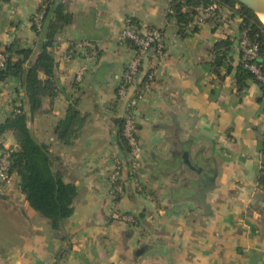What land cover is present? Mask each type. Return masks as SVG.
<instances>
[{
    "label": "crops",
    "instance_id": "1",
    "mask_svg": "<svg viewBox=\"0 0 264 264\" xmlns=\"http://www.w3.org/2000/svg\"><path fill=\"white\" fill-rule=\"evenodd\" d=\"M43 1L0 0L1 47L18 40L34 45L36 56L32 18ZM62 1L72 20L52 49L57 96L44 99L31 116L22 82L0 81V123L21 106L28 112L29 128L49 147L53 169L77 187L74 213L54 231L29 207L17 178L6 182L0 174V264H264V200L257 183L264 100L257 101L256 84L238 93L234 73L223 68L218 76L210 66L218 41L240 38L241 20L210 12L193 22L198 31L191 26L181 35L169 0ZM131 17L141 29L162 30L167 48L163 58L144 61L154 80L136 110L143 190L137 193L127 176L118 200L110 176L127 161L117 126L127 102L118 91L135 58L118 36ZM85 40L96 45V58L83 51L68 58ZM232 57L236 66L238 44ZM2 142L17 147L12 133ZM209 177L214 181L205 184ZM133 216H144L137 230L129 224Z\"/></svg>",
    "mask_w": 264,
    "mask_h": 264
},
{
    "label": "trees",
    "instance_id": "2",
    "mask_svg": "<svg viewBox=\"0 0 264 264\" xmlns=\"http://www.w3.org/2000/svg\"><path fill=\"white\" fill-rule=\"evenodd\" d=\"M169 7L172 11L170 17L177 20L181 35H186L191 26L192 33L198 31V27L193 26V22L201 15L202 10L212 8L209 13H215V15H222L223 11H228L230 18L241 20L240 38L233 40L228 37L218 41L210 51L213 57L210 66L218 76H220L218 72L223 68L227 70V74L234 73L238 93L248 90L250 84H256L261 93L257 101L262 102L264 100V24L258 16L236 0H169ZM37 13H43V17L40 30L35 23V15L32 18V28L37 34L35 46L40 48L36 56L34 45L23 47L18 40L4 47L0 45V50L5 55L4 66L0 67V81L16 78L22 82L31 116L41 109L44 99H54L58 94L56 61L52 49L57 35L72 20L67 5L62 0H44ZM129 19L133 28H141L135 18ZM243 38L257 47V55L251 60L247 59L243 50L241 44ZM125 44L132 50L136 48L132 42L128 41ZM236 44L240 48V60L236 66H233L232 55ZM73 47L74 45L71 48ZM148 58H151L150 55ZM250 66H255L259 73L252 71ZM142 71L145 72L143 64ZM42 74L44 78L41 77ZM146 76H143L140 87L147 82ZM19 110L18 113H12L0 123V150L2 151L0 161L5 155H8L9 161L5 181L17 178V187L25 196L29 207L47 219L51 228L58 232L63 230L66 221L74 213V203L78 195L77 187L66 183L63 175L53 169V157L49 147L35 139L28 125V112L22 106ZM124 123V118L117 120L119 141L127 153L128 144L123 135ZM7 133L13 134L17 147L10 149L4 147L2 139ZM128 176L137 180V173L128 174ZM210 179V177L205 178L203 182L207 181L210 184L214 181L213 178ZM257 183L260 196L264 200V163ZM135 189L137 193L142 192L140 182ZM200 192H203L201 188ZM122 195L115 196L119 200ZM143 223L144 216H133V221L129 222L134 230L139 229Z\"/></svg>",
    "mask_w": 264,
    "mask_h": 264
},
{
    "label": "built area",
    "instance_id": "3",
    "mask_svg": "<svg viewBox=\"0 0 264 264\" xmlns=\"http://www.w3.org/2000/svg\"><path fill=\"white\" fill-rule=\"evenodd\" d=\"M211 9L202 10L201 15L197 18V21L201 23L204 21L203 15L209 13ZM43 13H37L35 15V23L40 30L42 27ZM118 40L121 43L132 42L135 45V58L129 62L124 71L123 80L118 91L120 100H126L127 111L125 116L123 135L127 140L128 152L126 164L118 162L110 176V182L113 190V194H124L125 183L128 179V174H135L138 170V163L142 154V147L140 144L139 130L137 127L136 110L138 102L143 96L144 92L149 89L150 84L154 80V73L152 70L149 72H141V66L144 65V61L149 57L155 59H161L164 57L167 48V38L164 32L156 28L148 29H136L130 24V19L127 18L124 23V27L119 33ZM242 47L245 51L247 59L251 60L257 55L256 45H251L246 38H243ZM83 51L87 53L89 60L96 58L97 47L91 41L85 40L74 45L69 51L67 57L72 58L75 52ZM5 63V55L0 50V67H3ZM255 73H259L255 66L249 67ZM86 67L80 69L77 73V82L82 81ZM147 77V82L142 84L143 76ZM9 161L8 155L2 157L0 161V173L5 177V173L8 170ZM137 187L138 181L134 179Z\"/></svg>",
    "mask_w": 264,
    "mask_h": 264
},
{
    "label": "water",
    "instance_id": "4",
    "mask_svg": "<svg viewBox=\"0 0 264 264\" xmlns=\"http://www.w3.org/2000/svg\"><path fill=\"white\" fill-rule=\"evenodd\" d=\"M252 10L259 18L264 15V0H236Z\"/></svg>",
    "mask_w": 264,
    "mask_h": 264
},
{
    "label": "rangeland",
    "instance_id": "5",
    "mask_svg": "<svg viewBox=\"0 0 264 264\" xmlns=\"http://www.w3.org/2000/svg\"><path fill=\"white\" fill-rule=\"evenodd\" d=\"M1 174V173H0ZM2 175V174H1ZM2 178H3V175H2ZM120 219H124L123 217H119ZM129 218H125L124 220H128ZM263 221H264V217H263ZM263 224H264V222H263ZM223 257H225L224 255H223ZM187 261H189V259H187Z\"/></svg>",
    "mask_w": 264,
    "mask_h": 264
},
{
    "label": "bare ground",
    "instance_id": "6",
    "mask_svg": "<svg viewBox=\"0 0 264 264\" xmlns=\"http://www.w3.org/2000/svg\"><path fill=\"white\" fill-rule=\"evenodd\" d=\"M260 21L264 24V15L259 16Z\"/></svg>",
    "mask_w": 264,
    "mask_h": 264
}]
</instances>
